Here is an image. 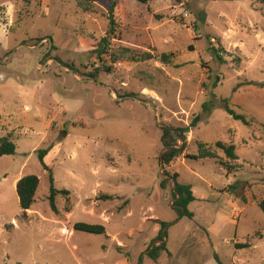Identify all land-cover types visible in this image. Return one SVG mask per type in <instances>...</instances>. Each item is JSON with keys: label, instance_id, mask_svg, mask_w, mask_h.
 <instances>
[{"label": "rangeland", "instance_id": "1", "mask_svg": "<svg viewBox=\"0 0 264 264\" xmlns=\"http://www.w3.org/2000/svg\"><path fill=\"white\" fill-rule=\"evenodd\" d=\"M89 1L0 0V139L16 145L0 156V264H264V0ZM213 95L212 115L165 167L192 185L190 220L175 210L174 183L159 186L157 120L186 127ZM200 142L216 157L189 158ZM48 148L56 188L71 192L58 214L39 158ZM28 175L40 185L23 220L16 180ZM157 220L169 225L163 240Z\"/></svg>", "mask_w": 264, "mask_h": 264}, {"label": "trees", "instance_id": "2", "mask_svg": "<svg viewBox=\"0 0 264 264\" xmlns=\"http://www.w3.org/2000/svg\"><path fill=\"white\" fill-rule=\"evenodd\" d=\"M78 4L80 6H84L87 9H91V4L89 0H77ZM141 3L147 4L148 2L152 0H138ZM111 12L114 11V5H111ZM114 22V21H113ZM114 24V23H113ZM111 33H115V29L113 28ZM103 43V49L99 50V54L107 53V45L109 44L107 41V38H104L102 41ZM193 49V47H191ZM119 58H127V55L124 54L123 56H118ZM116 58L115 60H120L119 58ZM141 60H147L149 58H152V55L150 53H143L140 56ZM162 58L164 60H167L168 56L163 55ZM132 60H136L135 58H132ZM107 71L111 70V67L106 68ZM92 78L97 79V74H93L91 76ZM214 99H210L206 101L202 106V112L199 115H196L191 123L186 127H179V128H173L171 126L161 127L162 130V137H161V143L163 147H167V150L163 154V163L165 167H169L178 157H180L186 150L188 139L187 134L191 132L192 128H196L202 121L205 119H208L211 115L213 110L216 107V95H213ZM221 103L225 105L226 110L230 115H232L236 119H241L244 122L245 119L242 115L236 114L235 111H233L228 103L227 99H221ZM247 123V122H246ZM175 134L177 137H175ZM178 138L183 139L182 146H179L180 141ZM198 154L195 155H189V158H192V160H206V158H215L216 154L210 150V146H208L205 143H198ZM216 146L221 149L225 155L229 158L230 162L238 161L239 157L236 153V147L233 144H226L222 141H218L216 143ZM51 151V148L48 149H41L39 150V158L43 165V167L49 171L50 173V180H51V189H50V195H49V202L50 206L53 212L56 214L59 213L57 208V197L63 196L65 198H69L71 195V192L69 190L63 189H57L55 186V181L53 177V170L51 167L48 166L46 163V157ZM16 153V145L15 143L9 138L4 137L0 139V156L3 155H13ZM165 173L167 175H170V178L164 177L162 181L160 182L159 186L161 189H166L170 185V180L172 179L174 181V187H173V196L175 197V210L178 212L179 217H187L190 220L194 219V213L189 209L191 203H193L196 198L192 189L191 184L183 183L179 181V174L174 173L171 175V173L165 169ZM40 185V180L38 176L36 175H28L23 178H21L17 184H16V190L19 197V204L20 208L22 210V216L21 219L27 220L28 219V212L32 209L33 205L36 202V194L38 191ZM233 187V186H232ZM100 199L103 200H113L114 196L111 195H102ZM261 210L264 212V199L260 200L258 203ZM67 211L69 212V208H67ZM158 221V220H157ZM161 225L160 234L157 239H162L167 237V232L163 233V230L167 228L169 225L167 222L164 221H158ZM75 230L84 231L88 233H95V234H102L105 232V228L101 225H90L85 223H76L74 225ZM237 248H250L251 244H237ZM166 244L161 243L160 245L156 246L155 248L151 249L147 256L153 260L157 261L161 253L166 251Z\"/></svg>", "mask_w": 264, "mask_h": 264}, {"label": "water", "instance_id": "3", "mask_svg": "<svg viewBox=\"0 0 264 264\" xmlns=\"http://www.w3.org/2000/svg\"><path fill=\"white\" fill-rule=\"evenodd\" d=\"M51 43H52V42H51ZM136 100H138V101H140V102H144V101H142V100H140V99H138V98H136ZM145 103H148V104L152 105V107H153V109H154V112L156 113V106H155V104H153V103H151V102H145ZM157 123H158V125H159L160 127H166V126H167L166 124L161 123V122L158 121V120H157ZM175 137H177L176 134H175ZM178 139H179V141H180L179 146H182L183 139H182V138H178ZM166 150H167V147H164L163 150L161 151V154H160V171H161V175H162L163 177L170 178V175H167V174L165 173V165H164V163H163V154L165 153ZM173 183H174V181L171 179L170 184L172 185ZM165 231H166V229H164V233H165ZM165 240H166V239H165ZM165 240H164V241H165ZM161 242H163V241H161Z\"/></svg>", "mask_w": 264, "mask_h": 264}, {"label": "crops", "instance_id": "4", "mask_svg": "<svg viewBox=\"0 0 264 264\" xmlns=\"http://www.w3.org/2000/svg\"><path fill=\"white\" fill-rule=\"evenodd\" d=\"M19 180L17 179L16 182H18Z\"/></svg>", "mask_w": 264, "mask_h": 264}]
</instances>
